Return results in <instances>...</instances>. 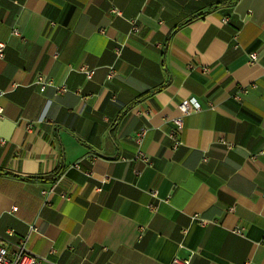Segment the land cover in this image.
I'll list each match as a JSON object with an SVG mask.
<instances>
[{"label":"crops","instance_id":"1","mask_svg":"<svg viewBox=\"0 0 264 264\" xmlns=\"http://www.w3.org/2000/svg\"><path fill=\"white\" fill-rule=\"evenodd\" d=\"M0 42V242L28 236L40 264H264V0H0Z\"/></svg>","mask_w":264,"mask_h":264},{"label":"built area","instance_id":"2","mask_svg":"<svg viewBox=\"0 0 264 264\" xmlns=\"http://www.w3.org/2000/svg\"><path fill=\"white\" fill-rule=\"evenodd\" d=\"M116 14H120V12L113 8L112 10ZM132 31L136 32V28L133 27ZM12 33L14 35H18L17 30H13ZM5 43L0 42V57L3 56V49H4ZM119 47H116L114 49L115 53L118 55L119 54ZM250 61H255L257 60L258 56L256 53H250L249 54ZM187 70L192 72L194 71L197 66L193 62H189L187 64ZM82 72H84L87 76V78L91 77V74L93 73L92 70H86L84 67L80 68ZM209 68L207 66L201 67V72L202 73H208ZM114 69L110 67L108 73H107V78L111 79L114 76ZM35 83L39 87V91L43 92L48 86L54 87L57 91L61 92L65 90L64 86H58L55 85L54 81L50 78H45L43 75H38L36 77ZM254 86V84H252ZM243 92H246V88H242ZM235 98H238L235 96ZM178 109L180 112V115L173 118V123L174 127L171 129L169 132V136L171 138H175L176 132L182 128L183 126V117L185 115H188L190 112L193 111H198L201 109V104L196 101L195 99H183L179 104H178ZM0 114H2V108L0 107ZM146 128H140L138 132L136 133V136L134 138L135 144L137 146V149L135 151L133 160H141L147 164L150 163V158L147 155L146 151L141 148L144 136L146 135ZM179 144V142H175L174 148ZM74 167L78 168L79 165L75 163L73 165ZM135 173H138L135 171ZM42 194L45 195V191H42ZM151 194L153 196H157L158 192L156 189H153L151 191ZM17 208L16 206L12 207V211H15ZM233 208H229V211H232ZM194 217H197L195 214ZM200 224L203 225L205 222L203 220L200 221ZM35 227L33 225L30 226V231H34ZM12 229L7 230V234L12 233ZM237 234L243 235L242 228H236L234 230ZM27 239L28 236L22 237L18 242L12 244V247L10 248L7 244L0 242V264H40L42 260H44L43 257L38 256L37 254L31 252L27 248ZM53 251V249H52ZM171 264H190L189 258H180L178 256H175L171 260Z\"/></svg>","mask_w":264,"mask_h":264},{"label":"trees","instance_id":"3","mask_svg":"<svg viewBox=\"0 0 264 264\" xmlns=\"http://www.w3.org/2000/svg\"><path fill=\"white\" fill-rule=\"evenodd\" d=\"M58 173L55 175V178L57 177Z\"/></svg>","mask_w":264,"mask_h":264}]
</instances>
